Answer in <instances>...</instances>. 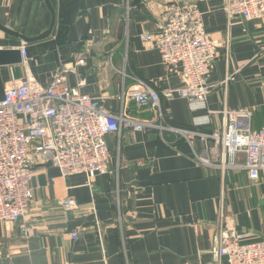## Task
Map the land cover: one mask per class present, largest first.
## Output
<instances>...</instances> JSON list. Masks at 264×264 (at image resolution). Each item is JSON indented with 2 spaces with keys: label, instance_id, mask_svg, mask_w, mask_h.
I'll list each match as a JSON object with an SVG mask.
<instances>
[{
  "label": "crops",
  "instance_id": "0c3cea01",
  "mask_svg": "<svg viewBox=\"0 0 264 264\" xmlns=\"http://www.w3.org/2000/svg\"><path fill=\"white\" fill-rule=\"evenodd\" d=\"M49 1L56 25L48 38L25 43L0 29V48L26 44L30 55L28 66L0 65V95L26 72L47 85L66 63L70 86L115 114L137 79L159 92L181 86L179 67L167 65L143 39L159 29L176 0ZM186 1L198 4L218 45L207 100L162 97L157 125L111 134L107 173L64 176L51 162L38 163L22 220L32 231L0 222V264H229L210 255L221 209L244 242L264 241V173L254 182L245 170L224 174L200 163L195 151L202 140L184 132L221 127L226 110H248L249 126L264 128V19L229 18L222 0ZM52 18L46 0H0V23L28 37L48 30ZM127 111L154 115L134 101ZM67 198L77 207L64 208Z\"/></svg>",
  "mask_w": 264,
  "mask_h": 264
},
{
  "label": "built area",
  "instance_id": "2783aa9c",
  "mask_svg": "<svg viewBox=\"0 0 264 264\" xmlns=\"http://www.w3.org/2000/svg\"><path fill=\"white\" fill-rule=\"evenodd\" d=\"M222 8L229 18L264 19V0H222ZM143 39L159 50L167 65L179 67L182 84L159 92L146 81L137 79L123 91L119 114L104 107L98 97L74 90L68 79L72 68L67 63L47 85L26 72L4 89L0 95V222L21 223V233L32 231L22 220L30 211L31 182L38 163L51 162L64 176L107 173L111 162L108 143L111 134L157 125V120L164 115L162 97L178 94L191 101L207 100L213 88L209 75L218 45L208 32L197 3L176 0L169 6L159 29L146 33ZM20 50L23 63L28 66L27 45H21ZM232 78L229 76L225 83ZM130 101L140 108H149L154 115L140 118L130 114L127 111ZM249 114L248 110H226L219 128L210 132L184 130L188 139L198 136L203 142L195 151L196 159L220 168L223 173L245 170L254 182L261 180L264 128L252 129ZM62 205L73 209L77 201L67 198ZM78 235L75 231L72 238L77 239ZM210 255L216 262L226 258L229 264H264V241L244 242L243 235L221 209Z\"/></svg>",
  "mask_w": 264,
  "mask_h": 264
},
{
  "label": "water",
  "instance_id": "95a60500",
  "mask_svg": "<svg viewBox=\"0 0 264 264\" xmlns=\"http://www.w3.org/2000/svg\"><path fill=\"white\" fill-rule=\"evenodd\" d=\"M46 2L52 12V17H53L52 23L50 28L46 30L44 33L40 34L39 36L28 37L27 35L16 32L1 23H0V29L10 34H15L16 36L22 38L25 41V43L35 42L48 38L52 34L53 29L56 25V11L49 0H46ZM22 63H23V55H22V51L19 48H10V47L0 48V65H17Z\"/></svg>",
  "mask_w": 264,
  "mask_h": 264
}]
</instances>
